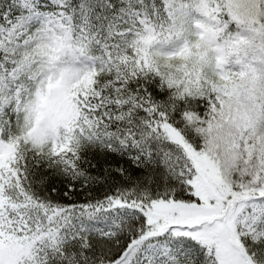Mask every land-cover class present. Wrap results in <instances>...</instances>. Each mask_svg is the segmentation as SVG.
Wrapping results in <instances>:
<instances>
[{"label":"snow or ice","instance_id":"6c2138e0","mask_svg":"<svg viewBox=\"0 0 264 264\" xmlns=\"http://www.w3.org/2000/svg\"><path fill=\"white\" fill-rule=\"evenodd\" d=\"M0 264H264V0H0Z\"/></svg>","mask_w":264,"mask_h":264}]
</instances>
